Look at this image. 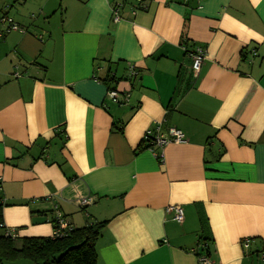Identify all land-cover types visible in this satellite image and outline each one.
I'll use <instances>...</instances> for the list:
<instances>
[{
  "label": "crops",
  "instance_id": "0c3cea01",
  "mask_svg": "<svg viewBox=\"0 0 264 264\" xmlns=\"http://www.w3.org/2000/svg\"><path fill=\"white\" fill-rule=\"evenodd\" d=\"M2 15L23 30L0 38V233L50 237L59 209L107 221L98 264H198L199 242L216 264H264V0H0ZM156 123L186 141L137 151Z\"/></svg>",
  "mask_w": 264,
  "mask_h": 264
},
{
  "label": "trees",
  "instance_id": "16d2710c",
  "mask_svg": "<svg viewBox=\"0 0 264 264\" xmlns=\"http://www.w3.org/2000/svg\"><path fill=\"white\" fill-rule=\"evenodd\" d=\"M138 72V71H137ZM136 76V75H131ZM108 80H114L108 77ZM109 87H114L109 84ZM123 131V126L115 127ZM151 145L143 140L137 151ZM2 203H0L1 207ZM107 221H99L83 227L73 228L60 237H16L0 233V264L26 260L29 264H98L96 243ZM2 216L0 213V226ZM207 252L210 247L207 243Z\"/></svg>",
  "mask_w": 264,
  "mask_h": 264
},
{
  "label": "built area",
  "instance_id": "2783aa9c",
  "mask_svg": "<svg viewBox=\"0 0 264 264\" xmlns=\"http://www.w3.org/2000/svg\"><path fill=\"white\" fill-rule=\"evenodd\" d=\"M142 1V0H140ZM113 15H114V21H118L120 19L119 17V9L116 7L113 9ZM13 30H23L20 25L16 22H14L11 18H9L7 15H2L0 17V38L4 37L8 32ZM253 55H257V51L253 52ZM193 63H192V69L195 73V75L199 74V71L202 67V64L206 58V50L202 47L198 46L194 50L193 53ZM137 69L133 64H130V74L136 75ZM15 75L18 77L20 73L17 71L15 72ZM108 96L114 101L118 102L120 104L128 102L129 95L128 93H124L123 96V102H121L119 98V91L116 89H109ZM154 127H151L147 129V132L145 134V141H148L150 143V147L152 146H159L163 147L167 143H170L171 141L174 142H184L186 141L185 133L176 127H170L167 133L161 132L160 129V123H156ZM149 147V148H150ZM77 201L81 207H85L89 204H91L94 201V198L92 196H82L79 195L77 197ZM168 210L173 213V217L176 221L182 222L184 220V212L181 205H171L168 207ZM54 229L52 233V237H60L63 235H66L70 230L73 229V227L70 225L66 217L63 215L61 210H56V215L53 221ZM6 236H10L12 238L18 237V233L15 231V229L7 228L5 231ZM249 239H245L244 246H249ZM207 243L205 242H199V244L193 249V251L197 254L198 258V264H216L210 257V254L207 252ZM263 259H264V252L262 253Z\"/></svg>",
  "mask_w": 264,
  "mask_h": 264
},
{
  "label": "rangeland",
  "instance_id": "374dc122",
  "mask_svg": "<svg viewBox=\"0 0 264 264\" xmlns=\"http://www.w3.org/2000/svg\"><path fill=\"white\" fill-rule=\"evenodd\" d=\"M23 261H26V260H23Z\"/></svg>",
  "mask_w": 264,
  "mask_h": 264
}]
</instances>
